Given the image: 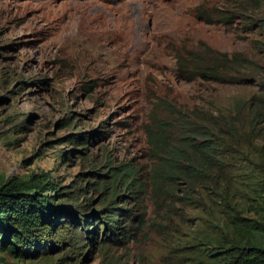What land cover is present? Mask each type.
Here are the masks:
<instances>
[{
  "label": "rangeland",
  "instance_id": "rangeland-1",
  "mask_svg": "<svg viewBox=\"0 0 264 264\" xmlns=\"http://www.w3.org/2000/svg\"><path fill=\"white\" fill-rule=\"evenodd\" d=\"M224 2L0 0V176L41 177L47 189L37 191L57 222L48 240L30 236L23 253L15 227L0 241V264H213L204 241L221 229L229 235L228 218L214 199L205 208L191 193L187 206L176 202L185 193L160 190L163 156L150 136L162 123L178 140L184 123L249 110L264 77L255 73L264 67V28L256 26L264 4L233 25L206 17ZM208 53L212 61L242 56L237 71L254 81L185 72L186 59ZM228 163L246 165L243 154ZM129 170L145 190L121 180Z\"/></svg>",
  "mask_w": 264,
  "mask_h": 264
},
{
  "label": "trees",
  "instance_id": "trees-1",
  "mask_svg": "<svg viewBox=\"0 0 264 264\" xmlns=\"http://www.w3.org/2000/svg\"><path fill=\"white\" fill-rule=\"evenodd\" d=\"M263 4L264 0H225L220 11L205 14L208 18L220 17L222 22L233 25L236 19L256 17ZM260 20L256 26L264 28V18ZM251 24L255 27L254 22ZM260 46L264 49V43ZM208 55H191L183 62L185 72L199 74L204 80L216 83L222 80L233 84L254 81L251 74L237 71L246 66L242 56L224 55L222 59L212 61ZM263 70L264 67H256L259 80ZM247 106L248 111L242 109L235 116L216 118L205 126L184 123L183 137L178 140L172 138L174 128L162 123L157 124L150 136L158 154L163 156L156 165L154 178L160 190L163 188L170 197L177 192L185 193L181 198L178 196L176 202L187 206L193 205V194L198 197L199 206L205 208L214 199L213 206L219 207L220 215L228 218L226 222L222 219L219 225L225 222L229 235L221 229L211 240L204 241V244H213L207 251L213 264H264V77ZM232 146L237 149L232 150ZM242 154L245 169L243 166L229 169L228 159ZM120 178L128 186L137 184L139 192L145 190L143 183H136L140 178L133 170L120 174ZM46 189L47 184L39 176H32L27 181L0 176V241L3 246L16 231L15 227L19 231L12 238H22V246L18 247L22 253L27 245L28 248L33 246L27 241L30 236L39 237L37 242L53 236L57 225L52 219L55 208L44 202L37 191ZM240 201H243V207ZM246 204L249 207L245 208ZM116 216L119 214L113 218ZM49 223L53 224L52 230L47 228ZM140 224L145 225L142 221ZM104 226L107 228L106 223ZM108 230L115 231L116 227L109 225ZM18 248L13 249L14 254L18 253Z\"/></svg>",
  "mask_w": 264,
  "mask_h": 264
}]
</instances>
